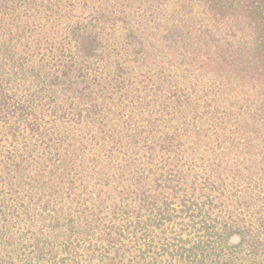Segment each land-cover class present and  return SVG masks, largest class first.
Returning <instances> with one entry per match:
<instances>
[{
    "label": "trees",
    "instance_id": "1",
    "mask_svg": "<svg viewBox=\"0 0 264 264\" xmlns=\"http://www.w3.org/2000/svg\"><path fill=\"white\" fill-rule=\"evenodd\" d=\"M0 264H264V0H0Z\"/></svg>",
    "mask_w": 264,
    "mask_h": 264
}]
</instances>
